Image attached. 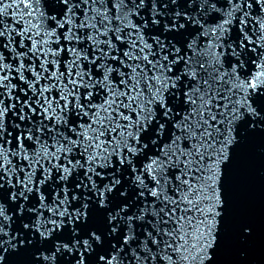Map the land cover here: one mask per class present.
I'll return each mask as SVG.
<instances>
[{
  "label": "snow or ice",
  "instance_id": "obj_1",
  "mask_svg": "<svg viewBox=\"0 0 264 264\" xmlns=\"http://www.w3.org/2000/svg\"><path fill=\"white\" fill-rule=\"evenodd\" d=\"M257 137L264 0H0V264H249Z\"/></svg>",
  "mask_w": 264,
  "mask_h": 264
},
{
  "label": "water",
  "instance_id": "obj_2",
  "mask_svg": "<svg viewBox=\"0 0 264 264\" xmlns=\"http://www.w3.org/2000/svg\"><path fill=\"white\" fill-rule=\"evenodd\" d=\"M261 144V139L257 137V139L249 144V146H252L251 148L253 150L259 149ZM248 196L254 195V196H264V188H255L252 189L248 194ZM256 223H261L260 221ZM262 231V230H261ZM259 236H263L262 241L264 242V232H258ZM253 250L250 248V246H247V259L249 261V264H261L262 261H264V253L263 255L259 256L257 259H254L252 256ZM239 255L238 248L233 246L230 247L224 254L225 260H235Z\"/></svg>",
  "mask_w": 264,
  "mask_h": 264
}]
</instances>
